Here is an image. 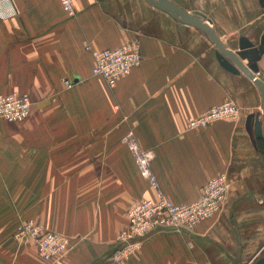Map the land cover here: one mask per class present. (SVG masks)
Masks as SVG:
<instances>
[{
	"label": "crops",
	"instance_id": "crops-1",
	"mask_svg": "<svg viewBox=\"0 0 264 264\" xmlns=\"http://www.w3.org/2000/svg\"><path fill=\"white\" fill-rule=\"evenodd\" d=\"M199 13L227 51L264 35L259 0H169ZM0 19V91L30 97L29 117L0 119V264H246L264 257V143L245 123L261 119V95L242 72L220 66L216 46L198 28L145 0H8ZM138 41L141 61L112 88L92 75L93 52ZM246 65V61H241ZM256 77L264 83V57ZM64 81L72 85L67 87ZM226 99L238 121L188 128ZM151 156L152 188L127 137ZM224 173L221 210L191 232H158L122 262H111L126 212L160 192L189 204ZM33 220L71 240L54 263L13 238Z\"/></svg>",
	"mask_w": 264,
	"mask_h": 264
},
{
	"label": "built area",
	"instance_id": "built-area-1",
	"mask_svg": "<svg viewBox=\"0 0 264 264\" xmlns=\"http://www.w3.org/2000/svg\"><path fill=\"white\" fill-rule=\"evenodd\" d=\"M77 0H59L62 10L68 16L74 14V3ZM8 0H0V19L7 18L9 14H3V6ZM139 47L136 40L114 49H102L93 53L94 66L92 75L105 81L112 88L117 81L127 76L140 63ZM69 81H64L67 87ZM30 99L27 95L16 93L3 94L0 92V118L10 123L20 122L30 114ZM239 110L232 100L213 106L196 119L188 123L189 128L204 127L220 120L238 121ZM128 143L139 169L141 176L148 181L154 189H157L155 177L151 174L149 163L151 156L133 149L132 138L127 137ZM226 176L219 174L211 178L202 187L200 197L186 205H175L163 195L158 193L157 201H143L134 204L128 212L127 232L124 234L125 248L130 251L138 245L142 239L156 231L174 230L190 231L197 223L212 218L226 198ZM42 228L32 222L20 225L15 238L20 243L32 241L38 247V254L50 259L54 254L53 240L46 237ZM59 247L66 246V241L60 236L53 237Z\"/></svg>",
	"mask_w": 264,
	"mask_h": 264
},
{
	"label": "water",
	"instance_id": "water-1",
	"mask_svg": "<svg viewBox=\"0 0 264 264\" xmlns=\"http://www.w3.org/2000/svg\"><path fill=\"white\" fill-rule=\"evenodd\" d=\"M150 5L167 13L173 19L192 25L201 30L216 46L215 56L222 68L238 74L244 73L257 87L261 95V119L254 114H250L246 118L245 127L252 139L253 145L257 139H262L264 143V83L256 77L259 73L258 63L264 57V35L257 47H254L245 39L240 40L239 50L233 54L226 50L225 45L217 38L210 27V21L199 13L189 14L179 7L175 6L169 0H145ZM264 7V0H259ZM241 61H246V65H242ZM255 264H264V257L259 258Z\"/></svg>",
	"mask_w": 264,
	"mask_h": 264
},
{
	"label": "rangeland",
	"instance_id": "rangeland-1",
	"mask_svg": "<svg viewBox=\"0 0 264 264\" xmlns=\"http://www.w3.org/2000/svg\"><path fill=\"white\" fill-rule=\"evenodd\" d=\"M132 42V41H131ZM131 42H128V43H126V44H129V43H131ZM137 42V45H138V47H139V44H138V41H136ZM94 53V52H93ZM139 54H140V50H139ZM140 57V61H141V56H139ZM94 58V57H93ZM139 65V64H138ZM137 65V66H138ZM136 66V67H137ZM135 67V68H136ZM134 68V69H135ZM133 69V70H134ZM132 70V71H133ZM131 71V72H132ZM70 85H72V83L69 81L68 82ZM65 84V83H64ZM66 85V84H65ZM67 86V85H66ZM1 92V91H0ZM1 93H3V92H1ZM12 93H16V94H19V95H27V94H25V93H17V92H11V93H8V94H12ZM3 94H6V93H3ZM28 96V95H27ZM29 97V96H28ZM29 99H30V97H29ZM226 100H228V99H226ZM226 100H224V101H226ZM229 100H231V99H229ZM224 101H222L221 103H223ZM234 102V101H233ZM31 103V102H30ZM221 103H219V104H221ZM235 103V102H234ZM219 104H217V105H219ZM213 106H216V105H213ZM31 107V106H30ZM205 112V111H204ZM204 112H202V113H204ZM201 113V114H202ZM200 114V115H201ZM199 115V116H200ZM29 117V116H28ZM27 117V118H28ZM26 118V119H27ZM1 119V118H0ZM26 119H24V120H22V121H20V122H23V121H25ZM1 120H3V119H1ZM193 120V119H192ZM4 121V120H3ZM5 122H7V121H5ZM217 122V121H216ZM8 123H10V122H8ZM16 123H19V122H16ZM220 174H224V173H220ZM219 175V174H218ZM218 175H216V176H218ZM225 175V174H224ZM216 176H214V177H216ZM226 176V175H225ZM214 177H212V178H214ZM226 182H227V177H226ZM206 184V183H205ZM204 184V185H205ZM150 185V184H149ZM203 185V186H204ZM227 185V188H226V197H227V192H228V184H226ZM151 186V185H150ZM202 186V187H203ZM153 188V187H152ZM201 190H202V188H201ZM201 190H200V194H201ZM200 197V196H199ZM157 199H158V194H157V197L155 198V199H144V200H140V201H137V202H135V203H133L131 206H130V208L134 205V204H137V203H140V202H143V201H151V202H156L157 201ZM225 201H226V198H225V200L221 203V205H220V207H219V209L216 211V213H215V215L221 210V208L223 207V205H224V203H225ZM173 203V202H172ZM174 204V203H173ZM175 205H178V204H175ZM182 205H186V204H182ZM129 208V209H130ZM129 209L127 210V212H126V226L122 229V230H120L118 233H117V235H116V237H115V241H114V244H115V247H114V249H113V251H112V253L110 254V256L108 257V260L109 261H111V262H122V261H124V260H126L131 254H133V253H135V252H137L139 249H140V247H141V245H142V243L148 238V237H150L151 235H153V234H155V233H158V232H169V231H174V230H164V231H156V232H153V233H151V234H149L146 238H144V239H142V241L140 242V245H138V247H136V248H134V249H132V250H130V251H128L126 248H125V241H124V234L127 232V228L129 229V226H128V219H129V216H128V212H129ZM214 215V216H215ZM28 222H32V223H34L35 225H37V226H39V227H41L42 228V231L45 233L44 235H47L46 237H41V238H39L40 240H42V238H43V240H45V239H47V237L48 238H52V240H53V247H52V249L54 250V254H52V257L50 258V259H46V258H44V257H42L41 256V254H38L39 252H38V247L36 246V244L34 243V242H32V241H27V242H25V243H20L16 238H15V234L17 233V231H18V228L20 227V225H22V224H26V223H28ZM202 222V221H201ZM198 224V223H197ZM196 224V225H197ZM195 225V226H196ZM194 226V227H195ZM193 227V228H194ZM192 228V229H193ZM192 229L190 230V231H185V230H181V231H184V232H191L192 231ZM58 236H60L61 238H63L65 241H66V246H62V247H59V245H58V243H56L55 242V240H54V238L53 237H58ZM13 238H14V240L20 245V246H28V245H30V246H32L34 249H35V253H36V255H37V257L39 258V259H41L43 262H46V263H54V262H57V261H59L60 259H62L65 255H67L68 254V252L70 251V249H71V240H70V238L69 237H67V236H65V235H63V234H61V233H58V232H55V231H50V230H48V229H45L44 228V226H42L41 224H38V223H36L35 221H33V220H26V221H23V222H20L18 225H17V227L15 228V231H14V233H13ZM256 263V260H255V258L254 259H252L251 261H249V262H247L246 264H255Z\"/></svg>",
	"mask_w": 264,
	"mask_h": 264
},
{
	"label": "bare ground",
	"instance_id": "bare-ground-1",
	"mask_svg": "<svg viewBox=\"0 0 264 264\" xmlns=\"http://www.w3.org/2000/svg\"><path fill=\"white\" fill-rule=\"evenodd\" d=\"M213 107V106H212ZM211 108V107H210ZM209 108V109H210ZM208 110V109H207ZM206 110V111H207ZM199 117V116H198ZM196 119V118H195ZM221 121V120H220ZM214 123V122H213ZM210 124H212V123H210ZM210 124H208V125H210ZM208 125H206V126H208ZM206 126H204V127H206ZM189 128V127H188ZM199 128V127H198ZM189 129H193V128H189ZM132 141H133V139H132ZM132 147H133V149H135V151H138V149H137V147L135 146V144H134V142H133V144H132ZM210 180V179H209ZM159 194H161L160 192H158ZM157 193V194H158ZM162 195V194H161ZM164 196V195H163ZM165 197V196H164ZM166 198V197H165ZM168 199V198H167ZM169 200V199H168ZM196 201V200H195ZM190 204V203H189ZM208 220V219H207ZM205 221V220H204Z\"/></svg>",
	"mask_w": 264,
	"mask_h": 264
}]
</instances>
